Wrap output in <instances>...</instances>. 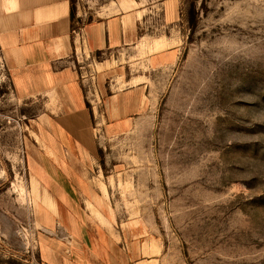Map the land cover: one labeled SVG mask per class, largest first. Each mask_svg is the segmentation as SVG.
I'll return each instance as SVG.
<instances>
[{"label":"rangeland","instance_id":"1","mask_svg":"<svg viewBox=\"0 0 264 264\" xmlns=\"http://www.w3.org/2000/svg\"><path fill=\"white\" fill-rule=\"evenodd\" d=\"M71 3L79 24L138 21L134 44L74 55L93 116L99 85H146L130 130L107 136L94 121L87 165L111 225L97 217L130 264H264V0ZM170 46L174 62L149 61ZM47 112L46 98L14 94L0 54V264H44L26 151Z\"/></svg>","mask_w":264,"mask_h":264},{"label":"crops","instance_id":"2","mask_svg":"<svg viewBox=\"0 0 264 264\" xmlns=\"http://www.w3.org/2000/svg\"><path fill=\"white\" fill-rule=\"evenodd\" d=\"M71 11V0H0V54L13 92L19 99H47L48 112L38 116L26 151L45 232L38 254L44 264H130L133 258L97 217L111 225L109 204L91 185L87 165L97 151L94 121L107 136L130 130L144 106L146 85L109 92L99 85L100 108L93 116L74 55L134 44L138 21L124 13L79 24ZM177 55V47L170 46L150 54L149 61L163 66Z\"/></svg>","mask_w":264,"mask_h":264},{"label":"bare ground","instance_id":"3","mask_svg":"<svg viewBox=\"0 0 264 264\" xmlns=\"http://www.w3.org/2000/svg\"><path fill=\"white\" fill-rule=\"evenodd\" d=\"M157 48L160 47V44H157L156 45ZM156 48V47H154ZM154 50V49H153ZM20 196L25 200L26 199V196H27V191L23 188V187H20Z\"/></svg>","mask_w":264,"mask_h":264},{"label":"trees","instance_id":"4","mask_svg":"<svg viewBox=\"0 0 264 264\" xmlns=\"http://www.w3.org/2000/svg\"><path fill=\"white\" fill-rule=\"evenodd\" d=\"M71 19H72V20L74 19V11H73V9H72V11H71Z\"/></svg>","mask_w":264,"mask_h":264},{"label":"built area","instance_id":"5","mask_svg":"<svg viewBox=\"0 0 264 264\" xmlns=\"http://www.w3.org/2000/svg\"><path fill=\"white\" fill-rule=\"evenodd\" d=\"M96 101V100H95ZM97 102V101H96ZM90 103V105H91V107H92V110L94 109V107H93V105H92V103L91 102H89ZM97 104H98V102H97Z\"/></svg>","mask_w":264,"mask_h":264}]
</instances>
